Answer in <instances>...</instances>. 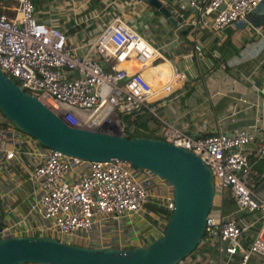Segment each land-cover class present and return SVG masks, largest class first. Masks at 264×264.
Here are the masks:
<instances>
[{"label":"built area","instance_id":"built-area-1","mask_svg":"<svg viewBox=\"0 0 264 264\" xmlns=\"http://www.w3.org/2000/svg\"><path fill=\"white\" fill-rule=\"evenodd\" d=\"M262 1L205 0L198 12L210 18L209 29L220 31L245 19ZM164 3L177 18L172 1ZM257 32L264 42V27ZM160 58L159 49L118 16L77 52L66 44L64 32L34 18L31 0L0 4V71L7 78L71 127L126 136L122 116H153L161 127L158 139L196 155L208 167L213 184L228 192L238 210L254 215L253 221L261 224V233L242 247L241 228L233 220L208 214L202 237L224 243L227 262L237 255L235 264H249L252 257L263 264L264 200L253 192L252 165L243 147L256 141L253 157L264 159V120L257 127L197 137L177 128L159 115L154 102L158 89L167 96L184 75L172 72L154 88L141 74V69ZM125 61L136 70L128 72L120 65ZM258 69L264 76V59ZM0 142L4 161L25 158L35 186L30 209L42 224L34 232L22 231L28 236L46 235L92 248H131L162 233L173 208L171 188L164 179L119 160H84L44 147L2 115ZM149 203L151 211L146 210ZM127 223L143 224L148 232L121 236L118 231ZM10 228H0V238L10 237Z\"/></svg>","mask_w":264,"mask_h":264},{"label":"crops","instance_id":"crops-1","mask_svg":"<svg viewBox=\"0 0 264 264\" xmlns=\"http://www.w3.org/2000/svg\"><path fill=\"white\" fill-rule=\"evenodd\" d=\"M170 1L179 15L175 18L176 27L142 0H31L34 18L64 32L66 44L77 52L93 41L114 16L158 48L163 59L141 69V74L154 88L160 87L172 72L184 75L167 96H162L158 89V99L154 102L159 115L177 128L197 137L257 127L264 120V76L258 69L264 59V42L257 32L264 27V0L245 19L220 31L207 27L209 17L200 16L199 12L196 17L178 0ZM193 1L198 11L205 0ZM11 2L0 0V4ZM120 65L128 72L136 70L129 61ZM129 121L127 129L138 137L159 138L161 127L153 116L137 114ZM255 142L243 147L252 165L254 184L264 178V159L253 157ZM3 146L0 142V147ZM26 166L23 157L4 161L0 156V228L11 226L9 236L28 235L22 231L34 232L42 224L30 209L35 186ZM212 205L211 215L231 219L241 228L240 246L247 247L261 233L260 222L253 221L254 215L238 210L226 190L219 189ZM145 218L149 219L147 215ZM118 232L132 237L147 233L148 227L127 223ZM149 239L154 238L149 236ZM223 247L224 243L204 236L188 256L175 264H235L237 255L227 262ZM249 264H259V259L252 257Z\"/></svg>","mask_w":264,"mask_h":264},{"label":"water","instance_id":"water-1","mask_svg":"<svg viewBox=\"0 0 264 264\" xmlns=\"http://www.w3.org/2000/svg\"><path fill=\"white\" fill-rule=\"evenodd\" d=\"M171 26L178 25L162 0H142ZM197 17L189 0H178ZM0 115L40 145L84 160H119L164 179L173 208L162 233L131 248L85 247L46 235L0 238V264H175L201 240L214 193L210 171L191 152L156 138L126 137L65 124L0 71Z\"/></svg>","mask_w":264,"mask_h":264},{"label":"rangeland","instance_id":"rangeland-1","mask_svg":"<svg viewBox=\"0 0 264 264\" xmlns=\"http://www.w3.org/2000/svg\"><path fill=\"white\" fill-rule=\"evenodd\" d=\"M157 32L160 31V29H157L156 30ZM154 41V39H152ZM148 116H150V114L146 113ZM156 124H159V122L157 121H154ZM160 125V124H159ZM217 189V190H216ZM216 190V193L214 194V199L217 198V195H218V191H219V187L218 185L214 184V192ZM253 192L254 194L261 200H264V178H262L259 182H256L254 184V187H253ZM153 206L151 203L146 205V210H153ZM213 209H214V206L211 205V208H210V211H209V214H211V212H213Z\"/></svg>","mask_w":264,"mask_h":264},{"label":"trees","instance_id":"trees-1","mask_svg":"<svg viewBox=\"0 0 264 264\" xmlns=\"http://www.w3.org/2000/svg\"><path fill=\"white\" fill-rule=\"evenodd\" d=\"M122 120H123V122L125 123V132H126V137H134V136H138V134L137 133H134V132H130L128 129H127V125L130 123V121H129V116H127V115H125V116H122ZM196 247V246H195ZM195 249V248H194ZM193 249V250H194ZM192 250V251H193ZM191 251V252H192Z\"/></svg>","mask_w":264,"mask_h":264},{"label":"bare ground","instance_id":"bare-ground-1","mask_svg":"<svg viewBox=\"0 0 264 264\" xmlns=\"http://www.w3.org/2000/svg\"><path fill=\"white\" fill-rule=\"evenodd\" d=\"M217 190V189H216ZM216 190H215V192L213 193V202H214V194L216 193Z\"/></svg>","mask_w":264,"mask_h":264}]
</instances>
